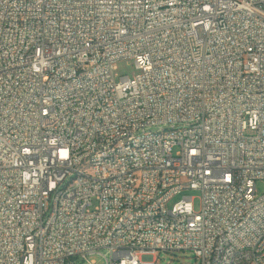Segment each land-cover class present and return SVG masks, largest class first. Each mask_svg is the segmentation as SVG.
Listing matches in <instances>:
<instances>
[{
    "label": "built area",
    "instance_id": "built-area-1",
    "mask_svg": "<svg viewBox=\"0 0 264 264\" xmlns=\"http://www.w3.org/2000/svg\"><path fill=\"white\" fill-rule=\"evenodd\" d=\"M258 181L264 0H0V264H264Z\"/></svg>",
    "mask_w": 264,
    "mask_h": 264
},
{
    "label": "rangeland",
    "instance_id": "rangeland-1",
    "mask_svg": "<svg viewBox=\"0 0 264 264\" xmlns=\"http://www.w3.org/2000/svg\"><path fill=\"white\" fill-rule=\"evenodd\" d=\"M116 72L118 73V75L134 76L137 73V69L130 61L123 60L117 63ZM257 189L260 194L264 192L263 181L257 182ZM184 196L193 197V203L195 209L198 210L200 208L201 192L195 189L184 190L183 192L179 193L170 200L169 206L170 207L173 206ZM91 258L95 259L98 264H107L106 259L100 254H94ZM68 264H85V263L80 260H75L73 262H69ZM155 264H198V263L194 254L190 251H186L178 254H167L164 252L160 253L159 258H157Z\"/></svg>",
    "mask_w": 264,
    "mask_h": 264
}]
</instances>
